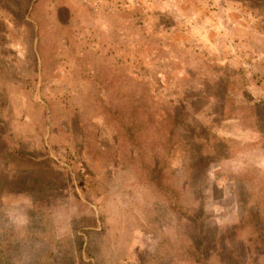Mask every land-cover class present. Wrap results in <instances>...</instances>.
<instances>
[{
  "label": "rangeland",
  "instance_id": "obj_1",
  "mask_svg": "<svg viewBox=\"0 0 264 264\" xmlns=\"http://www.w3.org/2000/svg\"><path fill=\"white\" fill-rule=\"evenodd\" d=\"M131 101L154 118L142 154L119 131ZM0 132L56 169L37 203L4 191L0 264L211 256L225 225L264 217V0H0ZM12 170L0 157V185Z\"/></svg>",
  "mask_w": 264,
  "mask_h": 264
},
{
  "label": "trees",
  "instance_id": "obj_2",
  "mask_svg": "<svg viewBox=\"0 0 264 264\" xmlns=\"http://www.w3.org/2000/svg\"><path fill=\"white\" fill-rule=\"evenodd\" d=\"M130 105L131 109L127 110V114L123 116L126 120L120 121L121 129L119 131L124 132L128 146L138 154H142L144 148L138 143V138H142L143 132L152 124L154 118L152 120L146 119L140 112L141 108L135 102L131 101ZM112 108L109 109L110 112L120 113L116 108ZM175 113L169 110L166 112L170 126L166 142H161L162 146L173 144L176 139L178 130L175 124L177 112ZM164 114H157L159 117L157 121H163L161 115L164 116ZM3 156L6 163L11 168L14 167V170L10 174L4 173L3 175L4 184L0 185V200L7 189L31 192L35 196L36 203L43 193L46 196H51L55 192V186H52V178L56 169L52 163L36 157L30 151L20 148L13 149L7 144L0 132V157L3 158ZM150 176L153 186L159 192H176L164 165L157 164L151 169ZM168 204L181 215H188L187 213H189L182 205L172 201H168ZM211 242L215 248L211 256L206 255L204 247L199 241L193 246L189 245L185 250L186 259L194 264H215L213 259L215 257H218L219 262L223 264H259L260 259L264 258V217L261 211L258 208L248 210L239 221L225 225L212 238ZM72 264L86 263L82 260V262H73Z\"/></svg>",
  "mask_w": 264,
  "mask_h": 264
}]
</instances>
